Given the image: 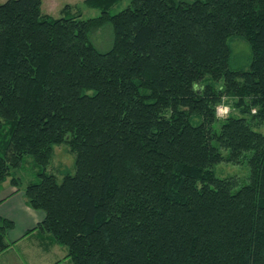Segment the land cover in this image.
I'll return each instance as SVG.
<instances>
[{"label":"trees","instance_id":"obj_1","mask_svg":"<svg viewBox=\"0 0 264 264\" xmlns=\"http://www.w3.org/2000/svg\"><path fill=\"white\" fill-rule=\"evenodd\" d=\"M84 1L100 14L0 3V183L19 187L12 170L32 157L35 229L73 264H264V134L251 126L264 121V0H130L114 14L121 0ZM107 23L99 51L89 32ZM234 36L247 70L229 67ZM223 98L239 116L215 115ZM61 142L76 159L58 181L45 167ZM244 157L233 191L213 165ZM12 226L0 217V251Z\"/></svg>","mask_w":264,"mask_h":264},{"label":"rangeland","instance_id":"obj_2","mask_svg":"<svg viewBox=\"0 0 264 264\" xmlns=\"http://www.w3.org/2000/svg\"><path fill=\"white\" fill-rule=\"evenodd\" d=\"M4 1L5 0H0V3H3ZM129 1L130 0H121L116 2L108 10L111 14H114L124 8ZM41 10L44 14L53 18L75 16L81 19L97 16L101 11L98 7L88 5L84 0H41ZM89 40L99 51L108 50L111 47L113 40V31L110 24L107 23L91 30L89 32ZM228 43L231 51L229 59L230 69L247 70L251 60L249 43L238 36L229 38ZM220 105H223L222 107H227V111L219 119L226 118L230 113L233 115H240L237 109L233 110L231 108L229 102L226 101V98H223L222 102L217 106L220 107ZM217 106L215 108V115ZM252 112H255V109H252ZM244 116L248 121L250 120L249 114H245ZM251 126L254 130L264 134V121H251ZM215 127L217 128L218 125L216 124ZM222 153L226 155L228 151L222 149ZM75 159V152L70 149L68 143L61 142L54 145L52 157L45 167V171L47 173H53L57 180L61 181L64 175L68 173L73 174L75 172ZM37 171L38 167L34 164L32 157L26 155L23 158L22 164L12 170V174L15 177H18L20 186L23 188L28 183L37 180ZM213 172L219 178L231 180L232 190L234 191L248 183L250 168L246 157L241 158L238 162H231L224 159L213 165ZM10 178L11 176L7 177L3 182H9V184H11ZM2 183H0V186ZM19 187L18 189H20Z\"/></svg>","mask_w":264,"mask_h":264},{"label":"crops","instance_id":"obj_3","mask_svg":"<svg viewBox=\"0 0 264 264\" xmlns=\"http://www.w3.org/2000/svg\"><path fill=\"white\" fill-rule=\"evenodd\" d=\"M0 217L13 222L5 234L8 245L0 251V264H73L64 246L35 229L44 213L27 205L22 186L2 183Z\"/></svg>","mask_w":264,"mask_h":264},{"label":"built area","instance_id":"obj_4","mask_svg":"<svg viewBox=\"0 0 264 264\" xmlns=\"http://www.w3.org/2000/svg\"><path fill=\"white\" fill-rule=\"evenodd\" d=\"M222 106L223 105H220V107L217 106L216 115L218 117H222L224 115V113H226V111H227V107H222Z\"/></svg>","mask_w":264,"mask_h":264}]
</instances>
